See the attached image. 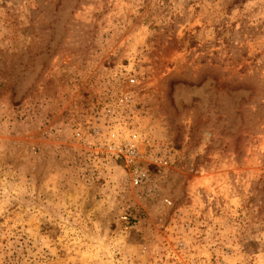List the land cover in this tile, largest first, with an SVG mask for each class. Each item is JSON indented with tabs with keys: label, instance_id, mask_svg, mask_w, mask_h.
Returning a JSON list of instances; mask_svg holds the SVG:
<instances>
[{
	"label": "rangeland",
	"instance_id": "rangeland-1",
	"mask_svg": "<svg viewBox=\"0 0 264 264\" xmlns=\"http://www.w3.org/2000/svg\"><path fill=\"white\" fill-rule=\"evenodd\" d=\"M0 264H264V0H0Z\"/></svg>",
	"mask_w": 264,
	"mask_h": 264
},
{
	"label": "built area",
	"instance_id": "built-area-1",
	"mask_svg": "<svg viewBox=\"0 0 264 264\" xmlns=\"http://www.w3.org/2000/svg\"><path fill=\"white\" fill-rule=\"evenodd\" d=\"M120 152L125 157L126 161H128L129 163H133L138 155V150L133 145H127L126 147L121 149ZM131 176V181L135 185H138L142 183L145 179H147V171L136 169L135 171H133V175Z\"/></svg>",
	"mask_w": 264,
	"mask_h": 264
}]
</instances>
